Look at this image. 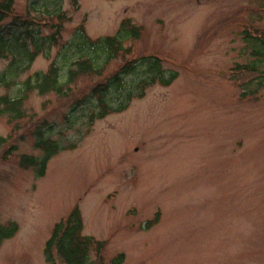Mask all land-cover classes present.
<instances>
[{
	"label": "rangeland",
	"instance_id": "obj_1",
	"mask_svg": "<svg viewBox=\"0 0 264 264\" xmlns=\"http://www.w3.org/2000/svg\"><path fill=\"white\" fill-rule=\"evenodd\" d=\"M30 2L14 0L1 30L26 17ZM62 10L64 44L82 25L91 39L114 36L125 20L142 29L126 45L131 56L107 74L156 56L178 78L90 126L82 119L69 127L66 116L97 78L80 79L77 95L64 100L27 94L21 121L0 117V226L18 227L0 247V264H50L46 243L76 208L83 234L104 244V264L119 254L124 264H264V85L246 86L249 77L236 73L255 62L242 33L264 35V0H79L77 7L64 0ZM60 50L0 84V97L19 96ZM10 63L0 60V74ZM137 83L130 77L127 88ZM43 121L60 146L74 149L53 157L39 178L20 158L41 156L34 143Z\"/></svg>",
	"mask_w": 264,
	"mask_h": 264
},
{
	"label": "trees",
	"instance_id": "obj_2",
	"mask_svg": "<svg viewBox=\"0 0 264 264\" xmlns=\"http://www.w3.org/2000/svg\"><path fill=\"white\" fill-rule=\"evenodd\" d=\"M64 0H31L26 17L15 15L7 25L1 26L14 16V0L0 1V60L11 59L8 70L0 74V84L6 85L8 78L13 81L30 69L40 55L50 57L52 49L60 47L55 60L45 73H35L24 83L17 97H0V117L7 116L11 122L25 119L23 110L27 94L36 92L40 96L54 94L61 100L73 97L77 93L76 83L83 78H97L100 82L91 87L85 95H80L66 116L69 127L82 119L92 125L95 121L125 112L130 104L145 97L146 92L157 85L171 86L178 78L177 73L167 74L162 60L156 56H142L123 62L115 72L107 74L110 66L120 58L131 56L127 43L138 41L142 29L130 20L121 23L114 36L91 39L82 25L73 41L64 44L62 33L67 15L62 10ZM77 7L79 0H72ZM40 17L45 19L40 20ZM50 19L52 22H50ZM52 30L50 36H43L42 29ZM244 41L251 48L255 62L238 66L236 73L249 77L244 85H264V35L242 33ZM133 77L137 89L128 87L127 80ZM8 81V83H10ZM7 83V84H8ZM8 87V85H7ZM21 94V95H20ZM77 95V94H76ZM88 109H90L88 111ZM88 113V114H86ZM75 115V117H74ZM54 127L43 121L35 130L34 148L41 152L40 157L23 155L20 166L35 170L37 177H44L49 161L62 151L73 150L74 146L63 148L51 134ZM0 143L4 140L0 138ZM159 214L148 229L158 223ZM84 223L80 210L74 209L64 220L55 225L46 243L45 256L50 264H104L102 252L104 244L83 234ZM18 227L11 223L0 226V247L2 243L14 237ZM96 260H92V255ZM124 254H119L107 264H124Z\"/></svg>",
	"mask_w": 264,
	"mask_h": 264
}]
</instances>
